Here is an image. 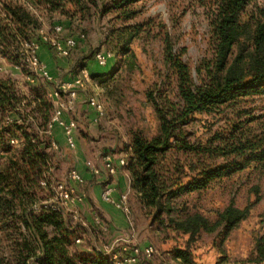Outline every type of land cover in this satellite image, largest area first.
<instances>
[{
  "label": "trees",
  "instance_id": "obj_1",
  "mask_svg": "<svg viewBox=\"0 0 264 264\" xmlns=\"http://www.w3.org/2000/svg\"><path fill=\"white\" fill-rule=\"evenodd\" d=\"M137 1L0 0V53L17 63L18 40L38 37L44 26L42 15L68 21L71 26L113 12L124 22L111 30L109 39L114 49L136 63L132 45L145 27L127 22L136 18ZM210 26L214 53L197 67L198 82L181 53L165 40L164 60L172 74L166 88L157 82L146 91L158 130L148 135L142 129H131L126 152L132 192L138 194L147 216L157 222L160 231L170 229L189 236L186 246L175 252L183 264H201L192 243L202 232L219 230L227 237L251 212L250 206L241 208L232 202L211 220L200 211L191 212L184 196L206 191L248 168L264 174V106H256L264 100V0H214ZM113 69L89 68L107 100L120 90ZM52 112L46 84L30 89L29 97L14 78L0 72V123L7 120L13 137L20 140L19 148L13 150L4 143L0 130V143L6 148L0 159V231L14 251L11 258L0 250V264H117L114 254L125 258L133 248L107 252L86 246L81 234L99 233L95 221L93 231L91 226L73 222L65 207L42 203L52 195L41 184L56 155L49 151L52 135L47 132ZM219 121L222 124L213 129ZM200 122L210 132L204 138L194 130ZM155 254L148 258L141 251L133 264L151 262ZM249 263L264 264V232L256 238Z\"/></svg>",
  "mask_w": 264,
  "mask_h": 264
},
{
  "label": "rangeland",
  "instance_id": "obj_2",
  "mask_svg": "<svg viewBox=\"0 0 264 264\" xmlns=\"http://www.w3.org/2000/svg\"><path fill=\"white\" fill-rule=\"evenodd\" d=\"M213 7L214 0L137 1L135 4V10L138 11L136 18L127 22L129 24L139 22L145 27L143 33L132 45L136 54V63H131L129 57H125L120 51L114 49L111 39H109L111 30L124 22L116 19L113 12L105 15H93L90 19L84 22H74L71 26L68 21H58L56 18L53 19L46 15L41 16L46 28H51L54 24L61 22L65 28L64 36L77 35L81 32L85 34V39L79 42L68 57L59 56L48 45H44L49 51L47 57L50 65L47 67L56 80L75 75L80 65L84 63L95 71L100 69L104 72L113 68L117 70L116 82L120 88L113 99L107 100L104 91L100 90L92 79V85L88 86L89 92L99 94L105 103L107 116L97 124L92 123L89 109L83 105V101L80 102L77 112L74 113L79 120L77 146L70 149L65 143L62 130L55 129V137L59 139V143L61 142L62 157H55L52 169L46 173L48 177L66 180L69 168L80 165L84 168V164L86 165L88 160L100 163L101 153L104 151H112L116 156H123L128 149L131 129H142L148 135L157 132L159 121L152 104L147 100L146 91L157 82V85L166 88L168 78L172 74V70L164 60L165 40L168 39L171 42L174 51L181 53V58L190 66L194 79L198 82L197 67L213 57L214 53L210 26ZM98 50H107L113 53L114 56L107 65L101 66L96 61L94 54ZM14 53L16 54V50ZM3 56L6 59L0 57V65L4 66V71L0 72L14 78L21 92L30 97L29 89L35 83L25 81L23 77L25 67L21 70H13L10 66L14 63L8 56ZM17 62H20V58ZM37 82L44 84L41 80ZM257 105L264 106V100H258ZM18 110L22 112L23 108ZM206 124L209 123L206 122ZM220 124L222 121L215 122L213 129ZM8 126L7 120L0 123L3 141L10 144V148L13 150L18 149V145L10 142L14 134ZM194 130L199 134L198 136L203 138L210 133L204 130L202 122L198 123ZM5 150V146L0 143V159L6 155ZM49 151L54 152L51 149ZM248 169L231 178L216 182L206 191L193 192L184 196L185 206L191 212L200 211L211 220H216L217 212L232 202L241 208L251 207L249 217L232 230L227 237H223L224 235H221L219 230L212 233L202 232L198 236V239L192 243V252L199 263L251 264L249 258L253 255L256 238L264 232V174ZM78 191L86 195V183L83 186H78ZM86 197L87 195L84 201ZM84 201V210H80L78 218L72 216L73 222L78 221L84 226L92 228L93 217L98 216L102 219L104 226L107 227L112 223L107 218L108 212L103 210L100 202L95 205L91 203L93 207L88 210L86 201ZM130 205L134 231L129 225L121 230V234H117L118 230L116 229L106 231L97 227V230L101 229L99 233L92 234L87 231L81 234L84 239L82 243L103 250H108L107 247L112 246L114 248L121 247V251L129 250L135 246L142 248L152 244L156 248V254L152 257L151 262L145 264H183L177 260L175 252L178 248L186 246L189 236L170 229H161L160 231L157 222H153L147 216L138 194L134 192L130 194ZM86 212L92 213L93 217L89 218V213L87 215ZM69 213L71 212L69 211ZM92 230L94 231L93 228ZM0 238L2 254L13 258L12 242L3 240L1 231Z\"/></svg>",
  "mask_w": 264,
  "mask_h": 264
},
{
  "label": "built area",
  "instance_id": "obj_3",
  "mask_svg": "<svg viewBox=\"0 0 264 264\" xmlns=\"http://www.w3.org/2000/svg\"><path fill=\"white\" fill-rule=\"evenodd\" d=\"M64 30L65 28L61 23L54 24L51 28L42 26L37 32V38L19 39L15 50L20 62L12 65L15 70H21L25 67V73L23 74L25 81L39 85L37 81L41 80L48 86V96L53 104V112L47 132L52 135L51 149L56 153L55 157H62L60 143L54 137L56 127L62 130L65 143L70 149L77 146L79 120L71 114L77 111L79 107L81 102L80 93L87 90L92 81L91 72L86 66L79 67L78 72L70 80H56L50 73L47 64L42 60L40 49L44 45L52 48L57 55L68 57L79 42L85 39V34L82 32L77 35L64 36ZM113 56V53L107 50H98L95 53V59L101 66L107 65ZM0 57L6 59L1 53ZM0 71H4V66L0 65ZM82 103L88 106L92 123L97 124L107 116L105 103L101 100L99 94L87 93ZM12 120L8 118V121ZM32 121L36 122V119H32ZM10 142L20 146V140L16 137H12ZM101 154V163L88 160L86 161V167L93 176H106L101 190V200L121 209L129 226L133 228L130 205L131 178L126 190L119 195L116 194L117 185L112 180V177L118 175L121 170H127L130 163L129 154L116 156L112 151H104ZM66 178V180L50 179L46 175L41 180L42 186L52 191L51 197L43 200L42 203L44 206L52 208L65 207L74 218H78L80 212L75 209V206L83 202L85 198L84 193H79L78 186H83L86 183V178L76 167L68 169ZM94 221L100 228L107 229L100 217L95 216ZM77 241L80 242V239ZM113 248V246L107 247V252H111ZM141 251L150 258L156 252V248L152 244L142 248L135 246L131 255L119 258L118 254H114V258L117 264H133L137 261V255Z\"/></svg>",
  "mask_w": 264,
  "mask_h": 264
},
{
  "label": "crops",
  "instance_id": "obj_4",
  "mask_svg": "<svg viewBox=\"0 0 264 264\" xmlns=\"http://www.w3.org/2000/svg\"><path fill=\"white\" fill-rule=\"evenodd\" d=\"M48 50L46 49L45 46H42L40 49V56L42 58V60L48 65H50V61L48 59ZM65 65V64H63ZM49 67V66H48ZM11 69L15 70L13 68V66H10ZM100 70V69H99ZM74 74L70 75V76H66L64 77L62 80H70L72 78ZM92 85V83H91ZM39 85L38 84H32V87L30 89L33 88H37ZM29 89V92H30ZM87 93L89 92V88H87V90L83 91L80 93V99L81 102L83 101L84 97L86 96ZM86 108H88V106L84 103L83 104ZM78 110V109H77ZM77 111H75L74 113H76ZM73 113V114H74ZM71 114V115H73ZM74 116H76V114H74ZM78 119V118H77ZM55 135V132H54ZM101 163V159L99 160ZM76 168H79L83 174L85 175L86 178V185H87V197H86V208H88V210H90V208H92L93 206H91V203L93 205H95V203L100 202V204L103 206V210L105 209L106 212H108L107 214V218H109L112 223L110 224V231H113L114 229L118 230L116 233L117 234H121V230L126 227L128 225L126 216L124 215V213L122 212L121 209H118L108 203H105L104 201L101 200V190L104 184V180L106 179V176H93L87 169L86 165L84 164V168L82 167V165L80 166H76ZM93 178H97V179H93ZM112 180L116 182L117 185V191L116 194L119 195L121 192H123L124 190H126L129 180H130V175L128 170H121L118 175L113 176ZM85 195V193H84ZM85 195V196H86ZM91 197V198H90ZM89 198L91 199V201L89 200ZM84 201V202H85ZM84 205L85 203L81 202L79 204H77L75 206V209L78 210L80 212V210H84ZM87 215L89 213V218H92V213L90 212H86ZM94 213V212H93ZM106 215V214H105ZM94 219V217H93ZM92 222V221H91ZM94 222V221H93Z\"/></svg>",
  "mask_w": 264,
  "mask_h": 264
}]
</instances>
